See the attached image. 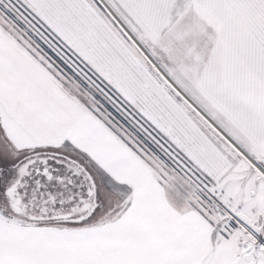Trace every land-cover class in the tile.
Instances as JSON below:
<instances>
[{"label":"snow or ice","instance_id":"obj_1","mask_svg":"<svg viewBox=\"0 0 264 264\" xmlns=\"http://www.w3.org/2000/svg\"><path fill=\"white\" fill-rule=\"evenodd\" d=\"M0 264H264V0H0Z\"/></svg>","mask_w":264,"mask_h":264}]
</instances>
